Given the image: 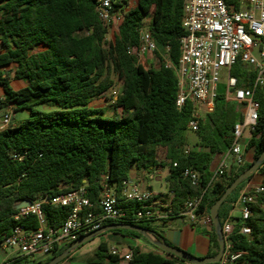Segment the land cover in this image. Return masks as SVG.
Masks as SVG:
<instances>
[{
    "label": "trees",
    "instance_id": "trees-1",
    "mask_svg": "<svg viewBox=\"0 0 264 264\" xmlns=\"http://www.w3.org/2000/svg\"><path fill=\"white\" fill-rule=\"evenodd\" d=\"M226 2L238 11L250 9V0ZM97 3L98 0H0V68L14 65L13 78L26 83L16 90L10 85L9 72L0 73V86L5 94L0 99V109L12 105L14 112L31 113L29 119L13 120L0 130V241L17 224L28 230L39 227L36 216L14 219L15 206L21 201L32 202L85 188L99 211L104 185L120 196L133 170L144 172L148 179L158 166L168 167L166 183L169 191L174 192L175 213L189 198L198 196H202L199 213L209 212L227 187L264 151V90L256 89L259 121L247 144V149L254 150L253 161L240 168L232 164L212 182L216 157L229 151L234 127L243 119L236 104L227 99L225 83L219 86L214 111L200 121L195 132L199 139L197 146L205 150L188 147L186 132L190 130L194 105L191 101L181 109L176 105L179 91L176 70L181 56L180 40L185 34L184 0H137L132 9L123 13L119 31L110 41L108 28L98 16ZM124 3L117 1L115 10L123 12ZM145 28L151 32L160 58L169 48L167 55L173 67L162 64L146 69L129 54L128 48L139 44L140 31ZM230 74L237 78L238 88L253 89L257 73L248 63L238 60ZM115 75L122 87L112 98L113 105L109 109L92 107L96 98L115 85ZM42 106L48 109H40ZM162 150L166 155L160 161ZM185 169L200 174V187L183 176ZM259 173L264 187V165ZM249 180L221 206L222 225L235 207L239 190ZM121 201L126 220L107 221L105 226L116 223L139 226L158 241L169 244L164 232L170 220H133L142 204ZM252 211V217L245 222L252 230L249 236L239 232L242 219L232 218L236 225L234 250L246 252L244 264H264V191L252 205ZM43 212L46 225L57 229L72 208L44 204ZM109 232L146 240L132 230ZM83 236L80 234L78 239ZM210 236L208 257H213L219 251L214 226ZM72 244L57 249L45 261L16 257L4 264L48 263ZM155 248L158 253L130 247L132 258L126 264H193ZM87 264L123 262L120 255L111 253L107 241H101Z\"/></svg>",
    "mask_w": 264,
    "mask_h": 264
},
{
    "label": "built area",
    "instance_id": "built-area-1",
    "mask_svg": "<svg viewBox=\"0 0 264 264\" xmlns=\"http://www.w3.org/2000/svg\"><path fill=\"white\" fill-rule=\"evenodd\" d=\"M117 1L126 2L123 4V12L115 10L114 4ZM132 8L127 0H98L97 13L108 28L107 40L111 33L119 31L123 13ZM183 14L182 26L185 34L180 40L181 56L176 70L179 83L176 105L181 109L188 101L193 103V118L188 127L196 132L204 115L214 111L219 86L222 84L223 74H226L227 99L238 104L243 115L242 121L234 127L229 154L233 156L234 164L238 168L243 167L246 164V147L249 141L245 134L247 133L250 139L259 121V104L255 100V90H264V0H250L248 11H238L228 5L226 0H184ZM157 51V44L146 28L140 31L139 44L128 48L129 54L146 69L159 68L162 64L173 67L167 55L169 48H166V54H162L161 58ZM258 51L260 58L255 55ZM238 60L248 63L256 70L253 89L238 88L237 78L231 76V68ZM13 114L14 106L9 105L3 115L5 126L10 124ZM228 168L227 159H224L215 170L212 182ZM183 176L193 186L200 187V174L197 171L185 169ZM263 191V181L253 184L249 180L242 187L234 207L243 222L239 228L240 234L251 235V227L245 222L252 217V205L257 202L258 195ZM173 197V191H169L165 197L152 189H141L137 185L124 183L120 196L104 185L99 200V211H96V206L88 198L85 188L51 198L37 199L32 201L30 206L17 210L14 219L20 221L36 216L39 227L28 230L17 224L12 233L0 241V251L10 250L18 257L40 261L43 257L51 256L57 249L77 241L80 234L87 235L100 230L107 221L126 220L127 215L121 207V199L142 204V209L133 215V220L161 222L184 218L192 224L203 222L213 227L209 212L199 213L202 196L189 198L178 213H175L172 207ZM44 204L71 207L72 212L59 228L54 229L46 225ZM233 217L231 213L222 225L225 251L220 264H244L242 259L246 252L234 250L236 225ZM111 253L120 255L123 263L132 258L131 251L121 253L115 247L111 248Z\"/></svg>",
    "mask_w": 264,
    "mask_h": 264
},
{
    "label": "crops",
    "instance_id": "crops-1",
    "mask_svg": "<svg viewBox=\"0 0 264 264\" xmlns=\"http://www.w3.org/2000/svg\"><path fill=\"white\" fill-rule=\"evenodd\" d=\"M15 69L16 67L14 65L10 67L0 68V73L5 75L7 72H9L11 77L10 85L12 88L17 90L19 88L26 86V83L24 81L16 80L13 78ZM4 98H5L4 90L3 87L0 86V99L3 100ZM236 108L239 112L242 110L240 109V106H238V104H236ZM5 110L6 108L3 109L4 113ZM205 116L206 115H204V118ZM13 120H15V112L12 117V121ZM5 127L6 126L3 124V116H0V130L4 129ZM246 138L249 140V137ZM198 141H199L198 137L197 139L189 141L191 145L189 144L188 147L191 149L205 150L204 148L197 146ZM249 149L250 148L247 149L246 147V163H250L253 161L254 153L253 154L249 153ZM165 155H166V151L164 150L160 154L159 160L163 161L165 159ZM224 159H227V163L229 164V166L234 164V158L229 154L228 151L225 155H219L216 157V160L212 167L213 171H215L218 168V166ZM167 175H168V167H164V166L156 167L154 173L151 174L148 179L144 172L133 170L131 173V180L128 183L131 186L137 185L141 189H152L156 193H159L167 197L169 192L166 183ZM150 181L159 184L160 188L155 190L153 185L150 183ZM252 183L255 184L253 181ZM241 189L239 190L238 196L241 192ZM231 213L233 214L234 217H239V213L236 210H234V208L232 209ZM211 231H212V227L207 224H204L203 222L192 224L184 218H174L170 220L169 226L165 229L164 236L167 242L171 246L186 251L198 258H203V257H208V254L211 250V246H212L211 236H210ZM101 237H102L101 239L102 241H107L110 244L111 248L115 247L121 253L129 252L130 247H138L142 252H148V251H153L156 253L159 252L154 247V245L150 244L148 241L144 239H136L129 237L127 235L114 233V232H107L103 234ZM0 255L3 257L2 264H4L9 259L18 257L14 251H10V250L0 251ZM48 258L49 257H43L40 261H45ZM64 264L66 263L64 262Z\"/></svg>",
    "mask_w": 264,
    "mask_h": 264
},
{
    "label": "water",
    "instance_id": "water-1",
    "mask_svg": "<svg viewBox=\"0 0 264 264\" xmlns=\"http://www.w3.org/2000/svg\"><path fill=\"white\" fill-rule=\"evenodd\" d=\"M264 165V151L262 154L257 158V160L250 166L248 170L240 174L234 182L227 187L225 192L222 194V196L213 204V206L209 210V214L212 218L213 221V226L215 229V232L218 237L219 241V251L216 256L213 257H203V258H198L186 251H183L179 248L173 247L163 241H158L154 235L146 231L145 229L135 226V225H130V224H122V223H116L112 225H107L101 228L100 230L94 231L90 234H87L77 241H75L71 246H69L64 252L61 254L57 255L54 257L51 261L48 263H42V264H60L63 260H65L67 257H69L72 252L75 250L79 249L83 245L91 242L95 238L102 236L103 234L113 231V230H121V229H126V230H132L141 233L145 239L158 249L170 253L172 255H175L177 257L186 259L193 264H210V263H220L222 256L225 251V239L223 235V230H222V224L220 221L219 217V212L220 208L225 202V200L244 182L249 180L252 176H254L257 172H259V169ZM31 201L29 200H24L18 203L15 206L16 210H19L21 208L27 207L31 205Z\"/></svg>",
    "mask_w": 264,
    "mask_h": 264
},
{
    "label": "rangeland",
    "instance_id": "rangeland-1",
    "mask_svg": "<svg viewBox=\"0 0 264 264\" xmlns=\"http://www.w3.org/2000/svg\"><path fill=\"white\" fill-rule=\"evenodd\" d=\"M127 1H128V4H130L132 7H134L137 4V0H127ZM114 34L115 33H111L109 35L108 41H110L114 38ZM255 55L257 58H260L259 51L255 52ZM226 77H227L226 74H223L222 83L225 82ZM113 78L115 81V85L104 96L96 98L91 104L92 107H94V108L107 107V109H109V107L111 105H113L112 98L121 91V87H122V83L119 80V77L117 75H115ZM39 108L40 109H46V110L48 109L47 106L46 107L42 106ZM3 113H4L3 109H0V116H3L4 115ZM30 117H31V113L28 110H20V111L15 112V120L17 122L29 119ZM186 135H187L189 141L197 139L196 133L192 130H188L186 132ZM246 137H247V133L245 134V138ZM189 144L191 145L190 142H189ZM162 151H164V150H162ZM162 151L160 152V154L162 153ZM249 153L253 154L254 150L252 148H250ZM251 180L255 184H259L263 181V176L259 172H257ZM150 183L153 185L155 190L160 188L159 184H157L153 181H150ZM101 239H102V237L99 236V237L95 238L94 240H92L91 242L87 243L81 249L75 250L74 252H72L71 257L65 261V263L66 264H87V263H89L90 260L93 259L95 251H96L99 243L102 241ZM2 261H3V257L0 255V264H2ZM60 264H64V262H62Z\"/></svg>",
    "mask_w": 264,
    "mask_h": 264
}]
</instances>
